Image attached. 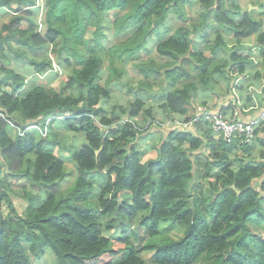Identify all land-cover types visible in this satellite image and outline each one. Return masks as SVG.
<instances>
[{
    "label": "trees",
    "instance_id": "1",
    "mask_svg": "<svg viewBox=\"0 0 264 264\" xmlns=\"http://www.w3.org/2000/svg\"><path fill=\"white\" fill-rule=\"evenodd\" d=\"M44 1L42 8L39 0H0V264H264V153L246 156L255 141L264 143V122L243 144L216 139L208 123L161 126L164 117H187L198 87L214 93L219 80L243 75L252 49L264 66V18L256 7L242 11L233 0ZM194 2L199 12L191 19L184 5ZM113 10L120 14L112 37L135 30L105 43L100 27ZM173 18L179 26H171ZM211 30L205 57L195 35ZM223 34L232 36L231 47ZM141 52L153 56L134 63L142 75L137 88L119 82L135 98L104 108L115 97L111 86ZM10 57L22 61L20 72L7 67ZM69 65L57 88L36 77L25 81L34 71L58 75ZM142 97L161 109L159 121L152 107L143 109ZM262 104L250 118L264 111ZM227 108L223 114L237 106ZM61 114L81 137L69 160L43 134L45 121ZM142 118L150 120L146 127ZM154 130L160 139L147 149L156 155L142 159L141 143ZM18 177L31 187L21 191L22 214L8 181ZM111 229L118 235L106 236Z\"/></svg>",
    "mask_w": 264,
    "mask_h": 264
},
{
    "label": "rangeland",
    "instance_id": "2",
    "mask_svg": "<svg viewBox=\"0 0 264 264\" xmlns=\"http://www.w3.org/2000/svg\"><path fill=\"white\" fill-rule=\"evenodd\" d=\"M233 2H237L242 7V11H245L247 9L252 10L253 7H256L255 15L264 18V0H233ZM253 5V7H252ZM39 6L44 8L46 6V2L44 0H39ZM185 12L190 18H194L197 13L199 12V6L197 2H194L193 4H185L184 5ZM42 12V9H40V12ZM261 13V14H260ZM120 14L119 10H113L107 13H104V21L101 24L100 29L105 31V35L107 36L106 39H102L103 42L108 43V40H113V42H118L124 39H127L135 30L134 27L129 28L125 31L124 35H120L119 37H112V23L115 17ZM39 15V14H38ZM41 15L38 16L37 22H40ZM170 22L172 27L179 26V22L176 21L174 18L171 19ZM222 37L227 42L228 46L231 47L233 45L232 36L223 34ZM196 39V47L202 52V54L205 57H208L210 54V51L205 48L206 43H212L215 39V33L214 30H211L209 33L204 35L203 32L197 33L195 35ZM209 41V42H208ZM112 42V43H113ZM246 42V40H245ZM151 44H155L154 38L150 41ZM247 43V42H246ZM243 55H248V51L244 50L242 51ZM253 62L246 65V69L244 70L243 75L235 76V79L228 82V83H221L222 81L219 80V83H217V86L214 87L215 92L212 93L211 91H204L201 87H198V95L192 99L191 105L193 106L192 109L188 112L187 117H181L182 120L180 122H184L186 124V127L190 129L194 124L197 122H203L208 123L211 129V123L213 124V120L211 117L207 118L201 115V110H210L212 113L213 110H216L217 113H222L221 109H228L232 103H237L238 106H241L243 101L240 99V97L245 100L247 96L252 95V100H246L245 102L249 105L247 108H243L240 110L245 111V115L240 114L238 107L235 108V111H223L224 116L228 118L236 117L239 115V120L241 121H247V119L250 118V111L253 108H257L260 105V102H264V66L263 64L257 59L258 58V50L256 48L252 49L251 54ZM153 55L146 56L143 52L137 54V58H134L133 61L129 62L128 65L125 67V72L122 75L121 79L117 83H113L114 85L112 87V93L115 97L111 101L104 102L103 107L108 108L110 105L114 104H126L128 99L135 98L134 90H128L126 87L122 86L124 84H119V82H127L131 87L130 89H136L138 86V81L142 79V75L137 73V70L135 67H133L134 63L140 62V61H147L152 57ZM11 61L8 62L7 67L10 69H16L20 72L18 67L22 68V61H17L10 57ZM71 65L64 67L61 71L58 70L57 74L54 75L56 70H53L52 73H49V71L44 72L43 74H36L35 71L31 73L29 76H25V81H31L33 80V77L37 78L36 83L37 84H43L48 87L57 88L59 87V83H62L65 81V75L68 74L69 70L71 69ZM191 70V68H190ZM21 72L23 75H25L24 70L22 69ZM48 72V73H47ZM255 72H258L259 75H256ZM47 73V75H46ZM107 69H102L101 76H106ZM103 77V80H105ZM231 78V77H230ZM3 81H7L8 79L5 77H1ZM100 82L101 84L104 83V81ZM6 90L9 89L8 87H4ZM160 86L158 85V81L154 84V90H158ZM169 88L167 87L164 89V92H166ZM142 100H145V104L143 105V109H147L149 107H152L153 111V120H160V116L162 114L161 109L153 104V99H145L144 97L141 98ZM261 101H260V100ZM143 100V101H144ZM195 108H198L196 112ZM194 112V113H193ZM66 116H70V113H66ZM64 114H61L60 116L49 120L47 119L45 121V132L43 133L47 140L50 141V145L52 146L53 152L57 154L60 158L64 160H69V148H72V146L78 145L81 142V137L79 134L72 133L73 129L78 125L72 124V122H65L64 121ZM106 117H110L108 113H106ZM98 122L100 121V116L95 118ZM169 118L164 117V130H169L166 127L171 126V123H169L167 120ZM178 120V119H177ZM185 120V121H184ZM148 121L150 120H144L143 118L139 120L140 126L146 127L148 125ZM191 121H194V124L192 126L189 125ZM161 122V121H160ZM208 124L206 126H208ZM184 126V125H183ZM205 128V126H204ZM149 130H153L154 126L150 125L148 126ZM161 129V131H163ZM170 132V131H169ZM14 133V129L12 130L11 135ZM149 133V132H148ZM152 135V136H151ZM260 135H262V132H260ZM144 136V135H143ZM150 140L149 142L145 143L142 142L141 144L144 150V154L142 155V159L146 158H154L155 151L154 149H150L148 151L147 148H150L152 145L156 144L160 139V132L158 130H154L153 134H149ZM218 136V135H216ZM241 152V151H240ZM264 153V143L255 141L254 145L252 146V149L246 153V156L248 154L254 155L256 157H261L259 154ZM244 161L247 160V157L242 158ZM5 171L4 169L1 170L0 167V177L4 176ZM11 186L14 187L13 189L17 193L16 196H11L13 207L15 208L16 212L18 214H22L25 208V200L20 197L22 194V190L24 188L31 189V187L28 185L26 180L24 178L18 177V179H8ZM70 183H67L68 185ZM97 189H94L93 194L91 196V200L96 199L97 197ZM7 206L6 204L2 205V211L7 212ZM105 235L108 237L117 236L119 231L115 229L104 231ZM144 241V237H142L139 244L141 245ZM151 261V260H150ZM201 264V263H196Z\"/></svg>",
    "mask_w": 264,
    "mask_h": 264
},
{
    "label": "built area",
    "instance_id": "3",
    "mask_svg": "<svg viewBox=\"0 0 264 264\" xmlns=\"http://www.w3.org/2000/svg\"><path fill=\"white\" fill-rule=\"evenodd\" d=\"M198 109V108H197ZM201 115L204 117H211L213 124L211 123L212 133L217 137H222L227 143L237 142L243 144L249 142L254 134V130L257 127L259 121H264V111H262L258 118H249L247 121L239 120L238 115L232 118L224 116L222 113L210 112V110H201ZM169 123L172 121H168ZM186 126V124L182 123Z\"/></svg>",
    "mask_w": 264,
    "mask_h": 264
},
{
    "label": "crops",
    "instance_id": "4",
    "mask_svg": "<svg viewBox=\"0 0 264 264\" xmlns=\"http://www.w3.org/2000/svg\"><path fill=\"white\" fill-rule=\"evenodd\" d=\"M249 97H252L251 99H248ZM240 99L243 101V103H242V105L241 106H238L237 105V103H232V105L234 104L235 106H237L239 109H243V108H247V107H249V105L245 102L246 100H252L253 99V96L252 95H250V96H247V98H245V100H243V98L242 97H240ZM260 100V99H259ZM261 101V100H260ZM263 102H260V105L258 106V108H260V107H262L263 106V104H262ZM253 109H256V108H253ZM251 110L250 111V113L251 114H253V112L255 111V110ZM229 110V109H228ZM231 111V110H230ZM243 111V110H242ZM242 114L243 115H245V111H243L242 112Z\"/></svg>",
    "mask_w": 264,
    "mask_h": 264
},
{
    "label": "clouds",
    "instance_id": "5",
    "mask_svg": "<svg viewBox=\"0 0 264 264\" xmlns=\"http://www.w3.org/2000/svg\"><path fill=\"white\" fill-rule=\"evenodd\" d=\"M12 7H16V5L15 4H13L12 5ZM3 11H5V12H7V9L5 8V9H3ZM46 75H47V73H46ZM260 116V115H259ZM258 116V117H259ZM257 117V118H258ZM167 121H172V122H170L171 123V126H169V127H166V128H171V127H178L179 125H182V123L180 122V120H177V119H174V120H167ZM192 122V121H191ZM191 122L189 123V125L191 124ZM264 122V121H263ZM163 125H164V123H162L161 124V126L163 127ZM183 126V125H182ZM179 128V127H178ZM256 129V128H255ZM212 131V130H211ZM255 131V130H254ZM199 134V133H198ZM213 134V133H212ZM214 135V134H213ZM254 135V134H253ZM214 137L216 138V139H218L219 137H217V136H215L214 135ZM253 138V137H252ZM37 183H39V181H37Z\"/></svg>",
    "mask_w": 264,
    "mask_h": 264
},
{
    "label": "water",
    "instance_id": "6",
    "mask_svg": "<svg viewBox=\"0 0 264 264\" xmlns=\"http://www.w3.org/2000/svg\"><path fill=\"white\" fill-rule=\"evenodd\" d=\"M98 153V151H96V154Z\"/></svg>",
    "mask_w": 264,
    "mask_h": 264
}]
</instances>
